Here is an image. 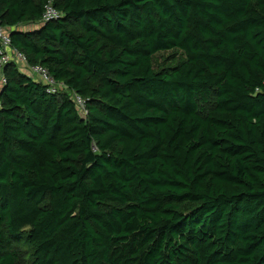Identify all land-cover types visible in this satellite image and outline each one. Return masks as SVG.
Masks as SVG:
<instances>
[{"label":"trees","instance_id":"16d2710c","mask_svg":"<svg viewBox=\"0 0 264 264\" xmlns=\"http://www.w3.org/2000/svg\"><path fill=\"white\" fill-rule=\"evenodd\" d=\"M0 25L70 92L5 66L0 264H264V0H0Z\"/></svg>","mask_w":264,"mask_h":264},{"label":"built area","instance_id":"2783aa9c","mask_svg":"<svg viewBox=\"0 0 264 264\" xmlns=\"http://www.w3.org/2000/svg\"><path fill=\"white\" fill-rule=\"evenodd\" d=\"M60 14L55 10L54 7L49 3L46 6L45 13L43 15V22H48L53 19H58ZM0 91L4 85L7 83V77L5 75V66L10 62L14 61L18 64H22L24 71L28 77L31 79L43 84L46 87V90L49 94H59L65 90L63 85H60L51 75L49 70L42 65H29L27 58L22 53L18 52L12 47L10 33L6 31L0 25ZM63 84V83H61ZM59 92V93H58ZM70 99L75 103L77 109L79 110L80 115L86 117L87 110L85 108V101L81 96L76 93L70 94Z\"/></svg>","mask_w":264,"mask_h":264},{"label":"rangeland","instance_id":"374dc122","mask_svg":"<svg viewBox=\"0 0 264 264\" xmlns=\"http://www.w3.org/2000/svg\"><path fill=\"white\" fill-rule=\"evenodd\" d=\"M53 20H56V19H53ZM44 23H46V22L42 21V24H44ZM72 26L74 29H78V25L73 23ZM36 27H37V25L33 26V27L29 26L30 29L36 28ZM184 59H185V56L181 50L173 49V50H169V51H161V52H158L157 54H155L152 57V64H153V68L155 71L169 70V69H172V68L178 66L180 63H182V61H184ZM18 68L20 70L24 71L22 64H18ZM59 84L64 86L65 90H63V92L68 91L67 86L65 84H61V83H59ZM68 93H70V92L68 91Z\"/></svg>","mask_w":264,"mask_h":264}]
</instances>
